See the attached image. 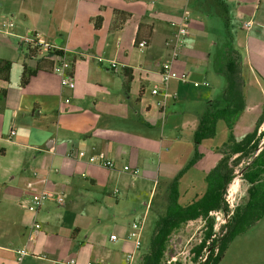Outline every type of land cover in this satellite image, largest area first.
<instances>
[{
    "label": "crops",
    "instance_id": "crops-1",
    "mask_svg": "<svg viewBox=\"0 0 264 264\" xmlns=\"http://www.w3.org/2000/svg\"><path fill=\"white\" fill-rule=\"evenodd\" d=\"M219 1L226 28L214 0H0V59L10 62L8 79H0V264H126V254L128 264L135 257L138 263L144 252L126 233L133 220L143 224L146 203L141 210L129 196L159 177L167 180L168 192L172 177L192 157L198 118L224 86L225 35L238 52L243 79L244 108L231 132L238 140L253 129L264 103V0ZM8 21L9 29L1 25ZM139 24L148 26L150 35L144 53L133 56ZM181 24L187 34L171 65L188 81L169 79L164 87L154 79L159 63L170 58L165 41ZM29 36L42 50V44L65 49L72 89L61 87L50 69L36 71L20 85L22 65L31 69L36 60L21 42ZM109 61L116 67L109 68ZM209 66L222 76V85L208 86ZM79 73L94 82L97 94L84 92ZM126 75L131 77L127 87ZM151 79L156 94L146 92ZM130 97L139 109L126 104ZM157 124L160 132L150 134ZM218 127L225 136L220 119L215 133ZM216 135L197 144L198 158L178 178L185 194L201 186L196 197L181 200L180 195V205L203 192L204 175L219 154L201 148ZM72 149L85 155L76 158ZM90 155L111 160L113 168L88 162ZM40 191L51 196L36 212L27 210L28 196ZM34 221L39 229L28 239ZM22 248L27 254L17 259Z\"/></svg>",
    "mask_w": 264,
    "mask_h": 264
},
{
    "label": "trees",
    "instance_id": "trees-1",
    "mask_svg": "<svg viewBox=\"0 0 264 264\" xmlns=\"http://www.w3.org/2000/svg\"><path fill=\"white\" fill-rule=\"evenodd\" d=\"M214 1L220 7L219 12L223 18V26L226 28V9L219 0ZM94 26H97L96 22H94ZM142 28L145 31L143 35L140 34ZM149 35L150 28L144 24H139L133 38V45L138 41L146 43ZM26 46L27 55L35 57L36 60L31 69L22 65L19 77L20 85L27 83L29 77L34 75L36 71L49 70L51 60L48 57L50 55L53 53L62 54L60 49L51 51L48 47H42V50L41 45L35 41ZM40 49L45 54L39 53ZM223 51L225 54L222 67L223 89L218 99H213L206 103L204 111L198 118L192 137V157L172 177L168 186L164 212L156 217L146 251L142 253L137 264H170L162 261L169 234L172 230L179 227L180 224L197 218L203 220L204 230L199 241L189 249L192 259L196 260L202 249L208 248L201 264H215L222 256L226 244L235 235L252 225L264 213V134L261 131L257 132L258 127L264 121V103L255 119L253 129L236 140L231 130L238 115L244 108L243 79L240 73L239 55L233 48L229 35H225ZM37 54L41 55L36 57ZM9 68L10 62L0 59L1 80L6 81L8 79ZM130 79V76H125V87H127ZM3 94L4 90L1 89L0 95L2 96ZM219 119L223 121L228 132L227 152L204 175L205 186L201 195L186 205H180L177 202V180L198 158L197 144L202 139L214 135L215 124ZM258 147L259 150L255 153V156H252ZM232 155H234L233 161H238L242 158L248 159L240 168L239 174V177L248 185L246 188V199L241 209L235 207L229 218H227L223 225L225 228L223 234L213 239V221L209 213L211 211H222L225 213L228 210L224 194L226 184L232 178V170L227 162Z\"/></svg>",
    "mask_w": 264,
    "mask_h": 264
},
{
    "label": "rangeland",
    "instance_id": "rangeland-1",
    "mask_svg": "<svg viewBox=\"0 0 264 264\" xmlns=\"http://www.w3.org/2000/svg\"><path fill=\"white\" fill-rule=\"evenodd\" d=\"M142 52L144 53L142 48H136L135 50L133 49L131 50L133 56H136L137 54H141ZM40 53H42V55L45 54L44 51ZM102 62L106 64V62L104 61ZM70 63L72 70V62L70 61ZM208 70H210V72H207L206 80H205L208 86L216 87L217 84L222 85L223 83L222 76L214 72L210 66L208 67ZM78 79H80L78 80L80 86L85 89L84 92H88L89 94L92 95H95L99 92V89L97 88L96 85H94V82L90 80L87 76H85L83 73H79ZM154 80L157 81L158 80L157 77ZM152 83L153 82L151 79L148 80L144 85L147 94H149L150 92V87ZM202 84H204V82H202ZM216 89H217L216 91H218L219 88ZM125 101L126 104H129V107L132 109L133 108L139 109L141 105L138 104L133 97H130L128 98V101L127 100ZM130 116L131 118H133L132 115ZM220 129L221 127H218V129H216V133L214 132V134L217 135L215 138L210 140V143L208 144L205 143L206 145L203 144L202 148L200 147L201 149H204L207 152L208 150H213V152L218 153L219 155L216 159V162L227 152L226 146L228 142L227 141L228 132L226 129L227 134L223 136L221 135ZM260 131L264 134V122H262L257 129V132ZM159 132H160V128L159 125L157 124L155 128L152 127L150 128L149 133L157 135ZM233 158L234 155H232L227 161L229 168L232 170V178L229 183H231L234 179L236 180L234 190L232 192V195L230 196H228L227 193V186L229 183L226 184L224 199L228 210L225 213L222 211H211L209 213L213 221V233H214V235L212 236L213 239H216L223 234L225 230L223 225L225 224L227 218H229V215L232 213L235 207L241 209L246 199V188L248 185L245 181H243L239 177V174H240V168L248 161V159L242 158L238 161L235 160L233 161L232 160ZM195 172L196 174L199 173V171H195ZM166 181L167 180L165 178L159 177L154 182L153 181L144 182L134 195L131 194L129 196L130 200L133 203L132 205L136 206L139 202L141 203L140 205L141 210L144 208V205L142 204L146 203L145 206L147 213L143 218L142 230L140 233V247L138 250L139 252L146 251L147 244L156 220L155 217H157L158 215L164 212V207L167 201ZM184 188L185 186H180V187L176 186L177 202H178V197L180 195H181L180 197L181 200L184 199L183 198L184 196L185 198L196 197L199 189H201V186H199L198 184L195 185L196 192L193 189H191V192H188L187 194L184 193L185 192ZM192 191L193 193L195 192V194H192ZM186 200L187 199H185V201ZM129 220L132 221L131 216ZM137 220H139V218L133 221H137ZM203 230H204V222L200 218L184 222L180 224L179 227L172 230L166 241V246H165V251L163 253L162 261L168 262L170 264H201L202 261L204 260V255L208 251V248L202 249L200 253V257L198 259L196 258V260L192 259V254L189 251V249L199 241V239L202 236ZM135 261H136V257L133 259L132 264H135ZM215 264H264V213L252 225H250L243 232L235 235L226 244L222 256Z\"/></svg>",
    "mask_w": 264,
    "mask_h": 264
},
{
    "label": "built area",
    "instance_id": "built-area-1",
    "mask_svg": "<svg viewBox=\"0 0 264 264\" xmlns=\"http://www.w3.org/2000/svg\"><path fill=\"white\" fill-rule=\"evenodd\" d=\"M172 24V23H171ZM249 22H245L244 25H248ZM4 27H7L9 29L12 27V22H3L1 24ZM187 34V30L183 24L178 25L176 31L172 34L171 40L165 41V44L170 46V58L169 60H164L161 61L158 65L157 73H158V82H160L164 87L166 86V83L169 79H176L180 82H187L188 77L185 72H179L176 71L172 68L171 62L174 60V58L178 54V49L182 44V39L183 37ZM35 39L33 37H24L21 42H23L26 45H30ZM37 44L41 45L40 42L35 41ZM137 48H143L145 46V43L143 41H138L136 44ZM43 47H48L49 49L56 50L60 49L62 51V54L58 53H53L48 57V59L51 60V67L50 71L54 72L55 74L58 75L59 77V84L61 87H66L68 89H72L74 87V81L72 77V70H71V63L70 61L66 58L65 55V49H62L60 47H55L53 45L49 44H42ZM108 67L109 68H115L116 63L114 61H109L108 62ZM193 85H197V82H192ZM151 94H156L158 92V87L155 84L151 89H150ZM68 98L64 99V102H67ZM74 149H72L73 151ZM74 154L76 158H80L85 155L83 150H74ZM87 161L90 163L97 162L101 164L104 167L107 168H113V162L109 159H106L102 156H87ZM122 169L127 170L128 167L126 165L122 166ZM136 170H132V173H135ZM51 196L50 193L46 191H40L37 193H32L28 196L26 202H25V207L27 210L31 212H36L37 209L42 205L44 200ZM56 201L58 203L61 202V196L57 195L56 196ZM141 220L138 221H133L130 223L128 227V231L126 233V236L132 240L133 247L137 248L140 245V232H141ZM39 229V223L34 221L31 224V227L28 231V239L31 238L32 235L37 233ZM110 240H115L116 235L115 234H110L109 235ZM17 253V259H20L22 256L26 255L27 252L24 248L19 249L16 251ZM200 257V254L196 257L197 259ZM131 256L130 254L125 255V260L127 261L126 264H128ZM72 262V260H70Z\"/></svg>",
    "mask_w": 264,
    "mask_h": 264
},
{
    "label": "bare ground",
    "instance_id": "bare-ground-1",
    "mask_svg": "<svg viewBox=\"0 0 264 264\" xmlns=\"http://www.w3.org/2000/svg\"><path fill=\"white\" fill-rule=\"evenodd\" d=\"M235 183H236V180L234 179L231 183L228 184V186H227L228 196L232 195V192H233L234 187H235Z\"/></svg>",
    "mask_w": 264,
    "mask_h": 264
},
{
    "label": "water",
    "instance_id": "water-1",
    "mask_svg": "<svg viewBox=\"0 0 264 264\" xmlns=\"http://www.w3.org/2000/svg\"><path fill=\"white\" fill-rule=\"evenodd\" d=\"M261 147V146H260ZM259 150V147L255 150L252 156H255V153Z\"/></svg>",
    "mask_w": 264,
    "mask_h": 264
}]
</instances>
